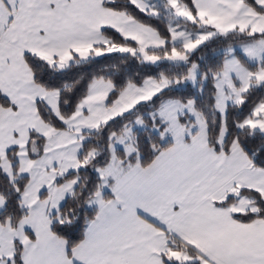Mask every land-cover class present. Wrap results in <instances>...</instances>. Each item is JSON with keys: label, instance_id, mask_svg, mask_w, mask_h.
<instances>
[{"label": "snow or ice", "instance_id": "snow-or-ice-1", "mask_svg": "<svg viewBox=\"0 0 264 264\" xmlns=\"http://www.w3.org/2000/svg\"><path fill=\"white\" fill-rule=\"evenodd\" d=\"M0 264H264V0H0Z\"/></svg>", "mask_w": 264, "mask_h": 264}]
</instances>
